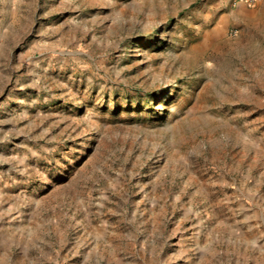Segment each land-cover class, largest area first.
I'll return each instance as SVG.
<instances>
[{
  "label": "rangeland",
  "instance_id": "obj_1",
  "mask_svg": "<svg viewBox=\"0 0 264 264\" xmlns=\"http://www.w3.org/2000/svg\"><path fill=\"white\" fill-rule=\"evenodd\" d=\"M0 264H264V0H0Z\"/></svg>",
  "mask_w": 264,
  "mask_h": 264
},
{
  "label": "built area",
  "instance_id": "obj_2",
  "mask_svg": "<svg viewBox=\"0 0 264 264\" xmlns=\"http://www.w3.org/2000/svg\"><path fill=\"white\" fill-rule=\"evenodd\" d=\"M239 2H249V3H251V2H254V1H256V0H238Z\"/></svg>",
  "mask_w": 264,
  "mask_h": 264
}]
</instances>
